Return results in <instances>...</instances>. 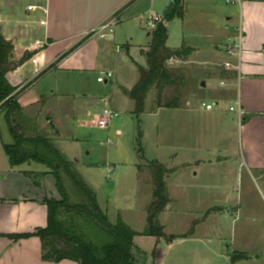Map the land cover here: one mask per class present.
Masks as SVG:
<instances>
[{
    "label": "rangeland",
    "instance_id": "obj_1",
    "mask_svg": "<svg viewBox=\"0 0 264 264\" xmlns=\"http://www.w3.org/2000/svg\"><path fill=\"white\" fill-rule=\"evenodd\" d=\"M170 1L143 0L133 9L128 3L103 23L113 21L117 24L115 40H102L116 43L121 51L115 59V79L99 84L97 79L101 74L87 76V88H91L89 95L82 91L79 84L82 76L78 75L67 78L54 75L39 86L57 81L64 88L63 94L70 92L82 99L96 94L100 98L97 100L99 110L104 108L103 99L107 98L112 103L110 108L119 115L108 129H101L93 125L82 126L80 112L74 111L73 121L77 123L62 136L64 140L58 148L95 191L110 222L116 223L121 217L138 233L134 244L137 257L141 258V253L145 264H156L158 254L162 255L161 264H264V181L254 172L250 176L248 168L241 165L238 113L229 111L230 106H234L229 101L221 104L219 116L214 113L217 107L210 112L202 109L203 103L216 105L214 93L222 80L211 76L214 73L222 78L224 69L221 65L200 63H203L211 42L222 43L220 48L226 49V18L231 17L235 24L240 17L243 19L239 6L227 5L225 0L188 3L185 22L176 17L168 23V46L172 49L183 45L193 47L196 54L192 55V60L168 61L173 84L161 94L152 91L146 113L142 115L134 114V102L121 92L120 86H134L140 78L139 68L147 66L145 52L151 43L148 35L152 33L147 21L152 16L165 21L163 13ZM36 2L26 0L24 8ZM205 10L208 13L204 15L212 16H201V11ZM34 27L41 34L45 31L44 26ZM90 34L91 31L89 38L92 37ZM108 53L112 54L111 49ZM225 57L219 54L221 61ZM203 82H207V87H200ZM194 99L196 119L192 121L197 123H189L191 131L184 135L179 131V113L169 105L184 108L186 102ZM45 109L46 103L41 102L29 111V115L38 120L55 143L59 136L54 128L63 127L71 114L64 109ZM92 110L99 112L95 108ZM199 126L201 129H197ZM0 128L5 131V141L11 143L4 116H0ZM139 144L143 147L144 159L139 153ZM223 157L228 160L221 165L222 159L218 158ZM193 160H202L199 168ZM153 162L172 171L166 177L171 203L159 217L165 234L177 237L172 242L143 235L148 207L153 201L154 186L149 172ZM109 168H113L110 175ZM48 190L56 194L54 184L48 185ZM192 231L194 238H183Z\"/></svg>",
    "mask_w": 264,
    "mask_h": 264
},
{
    "label": "crops",
    "instance_id": "obj_2",
    "mask_svg": "<svg viewBox=\"0 0 264 264\" xmlns=\"http://www.w3.org/2000/svg\"><path fill=\"white\" fill-rule=\"evenodd\" d=\"M25 1H0V28L4 38L14 47L11 62L16 66L7 74L6 79L12 87L16 88V93H19L18 102L26 115H29V111L39 106L41 102L46 103V109L49 111L68 110V114H71L68 117L69 121L63 124V127H59V138L55 141L58 148L64 140L62 136L77 123L73 121L74 111L80 112V118L82 117L83 120L79 122L82 126L93 125L94 116L102 112L101 109L99 110L100 102L97 101L100 98L95 96L96 94L84 99L70 92L63 94L64 88L57 81L39 86L44 84V80L54 75H63L65 78L78 75L82 76L79 80V84L83 87L82 91L89 95L91 88H87V76L92 77L94 73L111 72L115 79L117 72L115 59L118 58L116 55H120L121 52H117L118 45L99 38H89L88 34L96 26L112 18L117 11L132 0H37L35 4L27 5L26 9L23 4ZM141 1L143 0H137L130 9L135 8ZM194 1H184L185 10L182 21L185 22L188 14L187 4ZM31 7L32 10H29ZM239 8L243 19L240 17L235 24L231 17H227L224 33L228 41L237 27L243 28L244 54L241 60V71L227 72L224 70L222 78L212 74L211 77L222 80L214 93L218 108V111L215 109L214 113L216 116L222 113L219 108L223 102H233L234 106H230V112L233 107L238 109L236 104H239L242 113L241 117L238 114L239 133H241L239 149L242 151L241 159H243L241 165L248 168L250 176L254 172L264 181V0H245ZM130 9L124 14V18ZM207 13V10L201 11L200 15L207 18L212 16L211 14L204 15ZM168 23L166 20L162 21L167 30ZM37 25L45 27L43 34L34 27ZM151 34L148 36L152 40ZM219 44L222 45L219 42H211L210 47L205 51L206 57L200 65H223L229 61L225 49L222 50ZM183 46L192 49L193 53L186 60L177 61H191L192 55L196 54V49L188 45ZM167 47L173 51L182 48L172 49L168 46V42ZM109 49L112 54L108 53ZM219 54H224L225 60L221 61ZM64 55L66 56L62 58ZM126 60L123 56V61L126 62ZM137 82L138 80L130 88L120 86L121 92L128 97L127 93L135 87ZM205 84L207 87V82ZM194 103L195 99L186 102L184 108L174 109L179 113L181 134L186 135L188 130L191 131L189 123L195 125L197 123V121H192L196 119ZM109 105L111 107L112 103L109 102ZM94 108L99 112L92 110ZM0 116L4 114L1 113ZM193 127L196 128V126ZM199 128L201 129V126L197 127ZM117 133L121 134V131ZM4 134L5 131L0 128V264H77L72 261L55 263L44 259L42 242L37 237L21 240L13 238L45 229L48 225L49 214L44 198L47 195H56L48 190V185H53L52 176L46 175L41 180L40 188L36 187L29 177L32 173H47L48 170L44 167H38L35 164L11 167L4 152V146L13 144V139L9 129L7 135L11 138V143L5 141ZM220 159H222L221 165L228 160L226 157L218 158ZM208 163L212 165L213 162L209 160ZM193 164L198 167L202 164V160H193Z\"/></svg>",
    "mask_w": 264,
    "mask_h": 264
},
{
    "label": "trees",
    "instance_id": "obj_3",
    "mask_svg": "<svg viewBox=\"0 0 264 264\" xmlns=\"http://www.w3.org/2000/svg\"><path fill=\"white\" fill-rule=\"evenodd\" d=\"M136 1L132 0L129 5L133 6ZM172 1L173 13L165 18L167 22L184 16L185 0ZM151 36L152 40L146 53L148 67L139 68L140 78L135 87L127 93L135 104L134 114L138 116L146 113V103L152 91L161 94L173 84L168 71V61H184L193 53V50L186 46L175 51L169 49L168 30L162 23L158 24ZM13 53L12 43L4 38L0 28V114H4L13 139V144L4 146V152L13 168L35 164L47 169V173H32L29 177L34 185L40 188L41 180L46 175L52 176L57 194L44 198L49 214L47 227L33 234L13 238H39L44 249V259L55 263L72 261L77 264H145L141 253V258L137 257L138 252L134 244L138 233L121 217L116 223L110 222L106 211L98 202L97 194L81 173L73 169L72 163L43 131L38 120L24 113L18 102L19 93H16V88L6 79L7 74L16 68L11 62ZM179 107L169 105V108L173 109ZM139 146V153L144 159L143 147L141 144ZM149 172L154 186L153 201L148 207L147 227L143 235L165 239L167 242L175 241L177 237H168L159 221V217L171 203L166 177L172 171L159 162H153L149 166ZM193 232L183 238L193 237Z\"/></svg>",
    "mask_w": 264,
    "mask_h": 264
},
{
    "label": "built area",
    "instance_id": "obj_4",
    "mask_svg": "<svg viewBox=\"0 0 264 264\" xmlns=\"http://www.w3.org/2000/svg\"><path fill=\"white\" fill-rule=\"evenodd\" d=\"M245 0H225V3L227 5H237V7H241L243 2ZM29 10H32V7L29 8ZM162 19L158 16H152L147 21L148 27L154 31L158 24L162 23ZM116 23L113 21H110L106 24L100 25L99 27L92 29L91 34L92 38H99L100 40H115V27ZM243 28L237 27V29L234 30L233 36H231L228 39V46L225 49L226 56L228 58V62L221 65L223 69L227 72L230 71H241V60L242 56L244 54V48H243V42H244V36H243ZM90 34V35H91ZM120 49L117 47V52H119ZM114 78L113 73L111 72H105L100 75V77L97 79V82L99 84H107L109 81H111ZM223 85V84H222ZM109 100L107 98L103 99L104 108L101 110L102 112L98 113L94 116L93 126L99 127L101 129H108L110 127V123L112 120L118 118V113L115 112L110 108ZM238 106V109H235L234 107L231 108V112L237 111L239 116H242L240 106L239 104H236ZM215 104H202V109L206 111H213L215 109ZM113 172V168H109L108 173L109 175Z\"/></svg>",
    "mask_w": 264,
    "mask_h": 264
},
{
    "label": "water",
    "instance_id": "obj_5",
    "mask_svg": "<svg viewBox=\"0 0 264 264\" xmlns=\"http://www.w3.org/2000/svg\"><path fill=\"white\" fill-rule=\"evenodd\" d=\"M173 8H174V2L171 0L170 4L168 5V8L165 9V11L163 13V17L166 18V17L171 16L172 13H173ZM201 87L205 88L206 84L203 82L201 84ZM51 125H53V124H51ZM53 127H55V125ZM54 129H56L57 134H59V131H58L57 127H55ZM161 262H162V255L158 254V257H157V260H156V264H161Z\"/></svg>",
    "mask_w": 264,
    "mask_h": 264
}]
</instances>
